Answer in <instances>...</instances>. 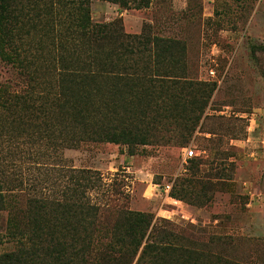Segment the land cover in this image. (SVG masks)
I'll list each match as a JSON object with an SVG mask.
<instances>
[{
  "label": "rangeland",
  "instance_id": "obj_1",
  "mask_svg": "<svg viewBox=\"0 0 264 264\" xmlns=\"http://www.w3.org/2000/svg\"><path fill=\"white\" fill-rule=\"evenodd\" d=\"M90 12L94 23H116L127 35L181 42L187 79L216 88L198 123H187L190 131L174 126L167 134L155 125L149 145L94 142L63 150L65 167L99 176L97 187L85 195L100 211L87 264H136L141 249L132 256L109 246L125 212L148 215L149 231L159 241L239 264H264V0H152L148 8L128 10L92 1ZM21 39L18 49L39 68L33 73L30 67L34 82L0 59V85L9 86L12 95L37 82L36 93L49 91L44 88L51 78L44 70L53 47L35 33ZM184 130L190 132L185 138ZM17 142L0 143V169L15 185L22 179L25 190L5 194L0 254L15 249L6 225L25 208L27 195L71 185L68 173L47 174L48 168L36 166L40 161L31 144L10 147ZM188 149L194 156L183 161ZM50 183L54 188H46ZM176 191L184 200L172 197Z\"/></svg>",
  "mask_w": 264,
  "mask_h": 264
},
{
  "label": "trees",
  "instance_id": "obj_2",
  "mask_svg": "<svg viewBox=\"0 0 264 264\" xmlns=\"http://www.w3.org/2000/svg\"><path fill=\"white\" fill-rule=\"evenodd\" d=\"M92 1L125 10L148 8L152 2L0 0L1 61L34 82L30 67L33 73L39 68L28 62L17 42L35 33L38 41L44 38L53 47L51 64L43 69L52 81L44 88L49 91L36 93L37 81L15 95L9 93V86L0 85V143L31 144L41 162L36 166L48 168L47 174L68 173L71 184L51 193L50 183L45 185L48 193L41 190L24 196L25 208L17 219L8 218L6 225L15 249L0 254V264H87L98 238L100 211L85 195L93 191L99 176L65 167L63 150L94 142L149 145L158 127L169 134L174 126L180 131L189 128L187 123L195 126L215 91V83L187 79L186 49L181 42L131 36L116 23H94ZM187 134L184 130V138ZM13 183L0 169V211L6 209L7 192H25L22 179ZM8 184L12 188L5 190ZM171 195L184 200L178 192ZM120 218L109 246L124 248L132 256L141 249L136 264H239L159 241L150 233L151 218L144 213L125 212Z\"/></svg>",
  "mask_w": 264,
  "mask_h": 264
},
{
  "label": "built area",
  "instance_id": "obj_3",
  "mask_svg": "<svg viewBox=\"0 0 264 264\" xmlns=\"http://www.w3.org/2000/svg\"><path fill=\"white\" fill-rule=\"evenodd\" d=\"M210 74H213V72H210ZM193 156H194V151L192 149H188L183 155V161H186V160L190 159ZM170 188H171L170 185H167L165 187V191L164 192L168 193L170 191Z\"/></svg>",
  "mask_w": 264,
  "mask_h": 264
}]
</instances>
